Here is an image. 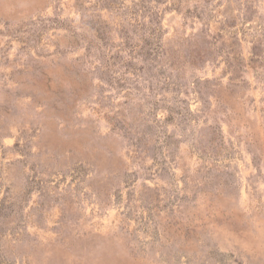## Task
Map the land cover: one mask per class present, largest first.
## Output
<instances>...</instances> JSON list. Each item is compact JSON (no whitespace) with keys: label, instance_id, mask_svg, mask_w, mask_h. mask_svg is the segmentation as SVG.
Returning <instances> with one entry per match:
<instances>
[{"label":"rangeland","instance_id":"374dc122","mask_svg":"<svg viewBox=\"0 0 264 264\" xmlns=\"http://www.w3.org/2000/svg\"><path fill=\"white\" fill-rule=\"evenodd\" d=\"M0 264H264V0H0Z\"/></svg>","mask_w":264,"mask_h":264}]
</instances>
